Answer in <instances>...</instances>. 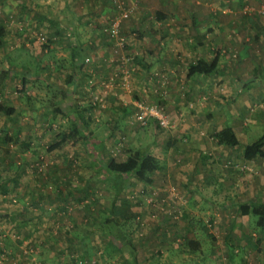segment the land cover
Instances as JSON below:
<instances>
[{
  "label": "rangeland",
  "instance_id": "1",
  "mask_svg": "<svg viewBox=\"0 0 264 264\" xmlns=\"http://www.w3.org/2000/svg\"><path fill=\"white\" fill-rule=\"evenodd\" d=\"M249 6L256 8L257 12L261 9L259 13L264 15V0H247V8ZM136 8H132L119 23L120 34L125 40L122 50L128 51L132 56L131 62L127 64V85L115 81L105 92L98 85L99 81L106 79L112 71H116L120 76V70L126 68V65L122 66L115 60L116 54L113 53L112 41L108 34L101 33L105 43L102 49L104 55L101 50L92 58L89 55L91 52H85L89 50L87 47L86 50L79 47L74 62L73 58L68 56L70 52L62 45L64 41L45 36L42 29L36 30V26L32 28L33 31L30 30L32 38L27 39L23 37L25 27L19 23L18 17H5L6 22L3 24L6 33L0 42V264H103L98 249L87 257L78 255L81 254L82 248L76 250L69 245L64 246L65 250L59 246L57 253H50L56 251L54 245H60L58 241L63 243L68 240L69 233H72L70 229H81L90 222L96 225L99 219H103L112 190L106 181H103L106 171L100 167L101 162L109 157L125 159L127 149L135 146L153 147L154 153L160 157L158 163L160 162L161 168L151 172V181L148 183L130 176L128 187L121 190L117 198L119 200L116 199L115 204L124 203L130 205L129 207L135 205V210L139 208L140 211L146 212L149 225L161 227L156 229V238L162 237L163 232L166 233L169 222L178 225L185 219L182 214H186V217L190 218L189 223L198 225V229L211 231L215 240H219L223 235L225 220L233 217L232 207L222 214L223 208L220 205H227L236 199L234 195L232 198H222L226 191L234 190L236 193H246L247 198L264 200V163L261 158L246 159L241 154L243 144L254 139L262 130L264 95L250 103H224L213 112L211 118L217 126L231 117H236V146L227 147L216 143L210 138L211 131L216 129L212 128L207 132L202 130L204 132H201L200 146L188 147L187 140H191L182 133L183 131L177 129V134L171 135L170 128L174 124H171L167 109V101L171 98L173 100V96L183 100L184 105L187 103L190 98L186 88L178 87L172 91L171 96H167L168 88L165 87L169 77L165 71L154 73L144 66L135 65L140 61L146 64L147 56L143 53L146 45L151 46L140 41L144 34L143 27H135L133 31L129 29ZM3 18L0 10V21ZM104 20L101 23H104ZM164 25L166 32L175 34L171 30V23ZM153 28L145 27V31L151 32ZM176 33H179V30ZM127 38H133L143 47L136 44V51L132 50ZM139 49L143 52L140 53ZM228 53L233 57L235 50ZM85 57L88 60L85 61ZM42 64L47 65L44 73L39 69ZM73 65L77 67L76 71H81L77 72V79H92V83L85 82L91 88L87 93L65 91V94H69L76 114V108L78 111L84 110L85 107L104 108L106 94L114 89L120 94L124 92L126 103H130V108H133L125 122L113 120L110 114L106 113L109 118L102 121L108 122L110 131L115 133L117 124L120 125L117 130L119 135L115 139H111V135L106 138L99 136L100 121L95 123V128H91L98 134L93 136L81 132L83 137L67 139L51 148L49 145L58 139L60 133L70 129L76 120L78 121L73 116V109H68L67 103H62V99L58 103L60 112L52 111L46 106L48 98L55 99L59 94L53 83L57 81L58 85L68 79L70 74L74 73L69 70ZM175 73L179 82L180 74ZM136 83L139 87H134ZM203 96L205 93L200 97L201 102L203 99L210 100ZM76 101L82 106L76 107ZM139 103H154L162 107L167 123L160 125L155 118L144 123L136 121L134 114ZM7 107L12 109L8 112ZM191 107L194 108L193 105ZM199 107L204 113L208 111L209 105ZM37 115L43 119L42 130L39 132H35V118L40 120ZM253 118L256 122L244 130L245 122L248 123ZM78 123L81 125L79 121ZM91 124L87 122L84 129H89ZM134 135H138L135 141ZM100 138H103L104 143L99 142ZM27 150L32 151V154L29 155ZM195 177L196 183L192 181ZM213 179H222L221 184L213 182ZM114 211L116 212V208ZM113 217L115 222L121 223L117 214ZM218 221L221 225H218ZM135 223L137 226L142 222ZM40 230L42 232H39ZM141 233L139 230L137 234L142 235ZM255 236L256 232L252 234L253 239ZM261 239H264V236ZM44 241L45 246L42 245ZM261 250L262 254L259 256L264 258V248ZM116 251L114 248L109 253L115 254ZM257 253L258 250H253L250 258L251 254Z\"/></svg>",
  "mask_w": 264,
  "mask_h": 264
},
{
  "label": "crops",
  "instance_id": "2",
  "mask_svg": "<svg viewBox=\"0 0 264 264\" xmlns=\"http://www.w3.org/2000/svg\"><path fill=\"white\" fill-rule=\"evenodd\" d=\"M127 1L133 5V8L137 7L131 17L133 20L130 21V31H133L135 27H143L144 34L140 41L151 44L150 47L145 46L146 50L143 53L147 56L146 64L140 61L135 65L144 66L147 70H153L154 73L165 71L169 77L168 85L165 87L168 88L167 96H171L176 88L185 87L190 98L185 105L183 100L176 96H173V100L171 98L167 101L169 119L171 124H174L170 128L171 135L177 134V129L183 131L182 133L191 140H187L188 147L200 146L201 132L211 131L212 128L218 129L224 125H229L237 135L236 117H231L227 122L217 126L211 116L224 103L227 105L250 103L264 95V15L259 13L261 9L257 12L253 6L247 8V0ZM112 8L114 6L111 0H0V10L4 17L2 23L6 22L5 17L6 19L11 15L15 19L18 17L19 23L25 27V31L22 32L23 37L27 39L32 38L30 30L34 26L36 30L42 29L45 36L64 41L62 45L70 52L68 56L73 58L74 62L79 47H87L89 50L85 52L87 54L91 52L89 55L92 58L95 53L99 54L103 49L105 43L101 33L105 32L100 31L104 24L101 22L112 14ZM169 23L173 25L171 30L176 35L166 32L164 24ZM152 26L154 28L151 32L145 31V27ZM160 28L161 31H159ZM178 30L179 33H176ZM127 39L131 49L136 51L135 46L136 44L140 46L139 43H136L133 38ZM233 50L235 55L230 57L228 52ZM139 51L143 52L141 49ZM101 53L104 55L103 50ZM214 56L217 57V64L213 73L185 74L186 65L189 62L197 58L210 60ZM46 66L45 64L39 66L40 72L44 73ZM69 70L70 73H74L61 83L63 85L60 83L57 85V81L53 83V87L59 92L58 96L60 95L57 96L58 98H53V101L58 107L59 100L62 99V103H67L68 109L72 110L73 104L65 91H80L84 94L91 88L85 83L88 79L86 81L77 79L79 76L77 72H81L79 69L76 71L77 67L73 65ZM175 72L180 74L179 82ZM53 79L56 78L53 77ZM134 87L139 85L136 83ZM202 93H205L204 98L208 97L210 100L203 99L201 102ZM125 98L124 92L120 94L114 89L106 94L104 108L85 107L82 111L76 108L77 114L73 109L74 118L83 121V126L79 128L77 135L89 133L94 136L100 133L99 136L103 138L108 135H111L109 136L112 137L111 139L118 137L119 123L114 133L110 131L108 122L102 120L111 116L113 120L125 122L133 108H130L131 105L126 103ZM198 102L201 103L198 104ZM78 104L76 101V107L82 106ZM192 105L194 108L191 107ZM199 105H209L208 111L203 113ZM28 112L32 113V111ZM38 117L39 121L35 118V132L42 130L43 119L42 116ZM87 122L92 124L89 129H84ZM97 122H100L98 133L91 129L95 128L94 125ZM253 122H256L254 118L248 123L245 122L244 130L251 127L250 124ZM137 136H133V141L137 139ZM103 138L98 139L101 144L104 143ZM144 149L155 155L159 161L160 157L154 153L153 147ZM28 152L29 155L32 154V151L27 150ZM160 166L159 164L155 170H159ZM169 170H171L170 166ZM104 176L103 181H106L107 173ZM195 180L197 177L192 181L195 182ZM220 180L222 179H213V182L217 181L221 184ZM125 187H128V184ZM233 195L236 197L235 201L229 202V205L224 203L220 205L223 208L222 214L232 207L233 217L225 220L226 224L222 228L223 235L219 240H215L211 231L198 229V225L189 223L190 218L186 217V214H182L185 219L182 218L184 220L178 225L170 224L171 222L168 221L169 229H166V233H162V237L156 238L158 234L156 229L161 227L149 225L146 212L140 211L139 208L135 210V205L131 207L124 203L116 205L115 201H112L113 193H111L108 204L105 206L106 213L103 219H99L96 225L90 222L81 229L79 227L70 229L72 233H69L68 240L63 243L58 241V244L60 243L58 246L53 244L56 251L50 254L57 253L59 246L65 250L64 246L69 245L76 250L82 248L81 254H78L82 257L85 255L87 257L92 251L98 249L103 264H264V258L259 256L262 254L261 249L264 248V239H261L264 236V225H255V215L241 213L237 206L240 201L256 198H247L246 193H236L234 190L226 191L222 198L224 196L232 198ZM114 213L120 217L121 223L115 222ZM135 220L142 223L136 226ZM218 225H221L219 221ZM139 230L142 235L137 234ZM254 232L257 233L255 239L252 237ZM188 238L198 241L196 248L190 249L184 243V240ZM38 240L41 241V239ZM42 245H46L45 241ZM114 248L117 250L116 253L110 254L109 251ZM255 249L258 253L251 254L252 258H250V253Z\"/></svg>",
  "mask_w": 264,
  "mask_h": 264
},
{
  "label": "trees",
  "instance_id": "3",
  "mask_svg": "<svg viewBox=\"0 0 264 264\" xmlns=\"http://www.w3.org/2000/svg\"><path fill=\"white\" fill-rule=\"evenodd\" d=\"M5 33L6 27L0 21V42ZM216 64V56H214L210 60L197 58L186 65L185 74L190 75L193 73H199L202 75H207L215 71ZM46 106L52 111H59V108L57 107V104L54 103L52 97L48 98ZM11 109L12 107H7L8 112ZM148 119L151 118L149 117ZM78 121L81 125H79ZM78 121L76 120V123L73 124L70 129L62 131L58 139L51 143L49 147H56L63 141L78 136L77 134L80 131L79 128L83 126V121H81L80 119ZM80 136L83 137V135ZM210 136L218 144L227 145L229 147H234L238 144V138L234 130L229 125H224L218 129L211 131ZM127 151L128 152L125 159L117 160L113 157H109L107 160L101 162L100 165V167H102L108 175V177L106 178V183L112 190L113 202L117 199L119 192L129 183L128 179L130 176L142 182L148 183L151 181V172L157 169L159 165L156 156L150 153L148 150H145L144 148L134 147L127 149ZM241 154L243 158L246 159H252L255 157L261 158L264 163V125L258 136L250 141H246L243 144ZM237 206L241 213L255 215V225H264V200H243L238 202ZM197 242L198 241L196 239L192 238L184 240V243L188 247H190V249L196 248L195 246L197 245Z\"/></svg>",
  "mask_w": 264,
  "mask_h": 264
},
{
  "label": "built area",
  "instance_id": "4",
  "mask_svg": "<svg viewBox=\"0 0 264 264\" xmlns=\"http://www.w3.org/2000/svg\"><path fill=\"white\" fill-rule=\"evenodd\" d=\"M112 5L114 6L112 14L105 20L102 30L110 36L113 45V53L116 54L115 60L118 61L122 66L126 65V68L121 69V75L116 71L108 73L106 79H101L98 83L103 88L105 92L110 86L117 81L119 84L126 86V73H127V64L130 62L132 56L128 51L122 50L125 40L120 34L119 23L120 20L126 17L132 10L133 5L128 3L126 0H111ZM41 39L42 36H39ZM121 49V51H119ZM84 60H88L87 57ZM119 76V78H118ZM88 82L92 83V79H88ZM100 99V97H99ZM155 118L160 125H165L167 119L165 114L162 112V107L154 104H138V108L134 114V118L139 123H144L148 118Z\"/></svg>",
  "mask_w": 264,
  "mask_h": 264
}]
</instances>
